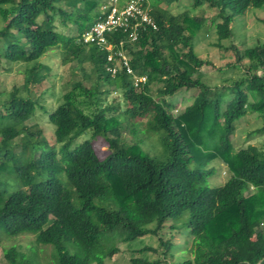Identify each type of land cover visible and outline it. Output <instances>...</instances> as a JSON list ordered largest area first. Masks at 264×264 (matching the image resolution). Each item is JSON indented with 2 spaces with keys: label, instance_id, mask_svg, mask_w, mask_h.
<instances>
[{
  "label": "trees",
  "instance_id": "obj_1",
  "mask_svg": "<svg viewBox=\"0 0 264 264\" xmlns=\"http://www.w3.org/2000/svg\"><path fill=\"white\" fill-rule=\"evenodd\" d=\"M104 1L0 0V60L27 65L20 86L0 91V233H30L35 242L28 256L15 245L4 249L6 262L39 264L38 251L32 249L50 244L49 264H106L118 252V242L157 234L173 221L192 236V257L178 264H264V143L235 151L232 141L241 117L258 113L264 119V44L243 50L231 45L236 58L228 66L247 59L241 64L244 74L211 86L189 75L210 63L194 50L202 11L173 14L158 0H144L157 29L139 26L133 42L129 30L107 36L113 51L122 48L128 54L134 74L146 76L135 85L125 66L114 74L106 69L117 65L119 56L109 61L107 49L82 40L103 16ZM191 3L216 9L220 21L212 22L218 46L231 36L236 16L249 7L264 8V0ZM54 47L62 48V60L76 63L85 79L71 81L50 110L32 88L46 76L41 70L47 66L39 59ZM86 62L96 73L93 87L86 83ZM103 83L108 87L101 89ZM111 87L126 103L119 114V105H104ZM181 90H196V95L174 115L175 104L165 97ZM37 109L54 125L53 142L37 124L27 123ZM137 121L142 127H136ZM257 131L264 133V123ZM141 132H162L163 158L142 150ZM85 133L88 137L78 141ZM98 138L108 145L103 158L95 148ZM215 159L227 167L229 177L210 186L215 169L207 165ZM161 243L165 253L172 246L169 240ZM148 250L155 249L138 251ZM130 262L160 260L132 257Z\"/></svg>",
  "mask_w": 264,
  "mask_h": 264
},
{
  "label": "rangeland",
  "instance_id": "obj_2",
  "mask_svg": "<svg viewBox=\"0 0 264 264\" xmlns=\"http://www.w3.org/2000/svg\"><path fill=\"white\" fill-rule=\"evenodd\" d=\"M125 1V0H123ZM150 3L155 0H149ZM158 4L162 8H167L171 13L177 14L188 11L190 15H199L202 11L204 22L198 34L194 37V50L202 58L210 61L209 64L203 65L199 71H190V77L200 76L203 81L211 86L221 85L224 78L230 80L236 79L244 74V65L247 59H243L241 63L235 64V67L228 66L229 63H234L236 55L234 48L243 50L246 47L264 44V8L249 7L242 15L236 16L230 23L231 36L221 41V46L216 43L218 41L215 33V22L220 21L216 15V9L209 7L207 4L192 7L191 0H173L171 3L167 0H158ZM58 25V22H56ZM2 22L0 21V26ZM66 33L68 29L57 27ZM2 40L0 38V44ZM231 45L234 46L232 49ZM63 50L61 47H54L41 56L39 61L47 66V69H42L41 72L46 74L45 78L39 85L32 88V94L39 96L40 103L46 109L54 108L60 101L61 95L69 88V83L75 80L85 79L82 71L74 62H64ZM242 64V65H241ZM26 63L24 62H6L0 60V91H9L14 86H20L26 74ZM83 68L90 78L86 81L87 85L94 86V78L96 73L91 68V64L86 62ZM107 84H102V88H107ZM112 92L106 98L104 105H119L117 114L121 113L125 108L126 103L123 101L121 92L110 88ZM153 94L157 95V85H153ZM196 90H181L174 96L165 97V100H171L175 104L172 113L174 115L184 110L185 106L189 105ZM111 114V111L108 112ZM139 120V119H138ZM28 125L37 124L43 131L46 138L53 142L54 125L48 121V116H45L43 111L37 109L36 115L27 121ZM264 123V119L258 113H248L241 117L236 122V129L232 136L233 147L236 151L247 145H254L262 148L264 143V133L258 132L257 129ZM136 127H142L137 121ZM124 136L127 141H130L131 135L124 131ZM144 140L140 146L147 154L163 158L165 155L164 147L161 141L162 132H141V137ZM88 134L81 135L78 141L87 138ZM19 141V138L14 140ZM20 146H15V150L19 151ZM95 148L103 158L108 152V145L103 138H98L95 141ZM208 167H214L215 171L208 177L210 186L223 184L229 177V171L223 162L219 159L210 161ZM77 203L76 199H74ZM174 224L176 227H171ZM169 240L172 246L165 253V247L161 241ZM34 235L30 233H22L14 237H8L0 233V264H8L3 256L4 249L15 245L20 248L28 256L29 248L34 246ZM149 246L155 250L139 252L142 247ZM118 252L111 258L105 260L106 264H131L132 257H141L154 261L159 259L158 264H178L185 259L191 258L192 236L188 234L186 228L180 227V222L167 221L157 234H147L135 240L128 242L117 243ZM38 251L39 264H49L53 261L51 253H54V248L50 244H39L32 249ZM34 259V255L32 256ZM52 258V259H51Z\"/></svg>",
  "mask_w": 264,
  "mask_h": 264
},
{
  "label": "built area",
  "instance_id": "obj_3",
  "mask_svg": "<svg viewBox=\"0 0 264 264\" xmlns=\"http://www.w3.org/2000/svg\"><path fill=\"white\" fill-rule=\"evenodd\" d=\"M100 13L103 15L99 18L83 35L82 40L86 44H96L104 47L109 51L107 59L113 60L114 54L119 56L115 66H107L106 69L112 74L116 72L119 66H125L126 71L133 75L135 85L146 81V76H137L128 63L129 56L121 48L122 41H119L120 48L113 51V44L109 42L108 35L116 30H129L130 41L138 38L139 26H148L157 29L153 17L149 14V8L144 4V0H106L100 6Z\"/></svg>",
  "mask_w": 264,
  "mask_h": 264
}]
</instances>
